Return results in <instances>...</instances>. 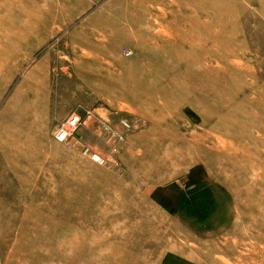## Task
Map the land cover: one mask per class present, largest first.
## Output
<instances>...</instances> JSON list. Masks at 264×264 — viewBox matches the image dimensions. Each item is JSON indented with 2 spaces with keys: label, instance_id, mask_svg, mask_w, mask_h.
<instances>
[{
  "label": "rangeland",
  "instance_id": "rangeland-1",
  "mask_svg": "<svg viewBox=\"0 0 264 264\" xmlns=\"http://www.w3.org/2000/svg\"><path fill=\"white\" fill-rule=\"evenodd\" d=\"M52 1H0V264H264V0Z\"/></svg>",
  "mask_w": 264,
  "mask_h": 264
},
{
  "label": "bare ground",
  "instance_id": "bare-ground-1",
  "mask_svg": "<svg viewBox=\"0 0 264 264\" xmlns=\"http://www.w3.org/2000/svg\"><path fill=\"white\" fill-rule=\"evenodd\" d=\"M0 1H3V0H0ZM22 2H25V3H27L26 1H30V0H21ZM4 2H6V0H4ZM4 2H1L2 4V6H3V4H4ZM7 2H8V0H7ZM6 5V4H5ZM28 5V4H27ZM7 7V6H6ZM11 9V8H10ZM1 10H2V8L0 9V12H1ZM21 15H24V16H30V17H34V16H36V12H35V9L34 8H32V10L29 12V11H23V12H21ZM19 19H21V18H19ZM1 20V19H0ZM28 21H26V22H24L22 25H20V26H14V28H12V26H10L8 29H7V31L5 32V35L3 36V37H1V38H3V40L4 39H6L7 40V38H10L11 37V35H13V34H17V32L18 31H20V32H22V33H24L25 34V37L26 36H35L34 34H33V32H32V30H33V24H28L27 23ZM27 25L28 26H30V27H28L27 28ZM1 30V29H0ZM15 49V48H14ZM12 51V50H11ZM11 51L9 52V54L6 56L5 55V53L4 54H0V90L2 89V86H1V83L3 82V81H6V80H8L9 79V77H10V70H9V72L6 74V66L8 65V63H9V59H12V58H16V56L14 55V56H10V54H11ZM24 55L26 54V53H23ZM27 55V54H26ZM176 58V57H175ZM166 59V58H165ZM5 60V61H4ZM6 74V75H5ZM7 145L5 146V148L6 149H8V151H9V147H10V145H15V143H6ZM16 151H17V149H15ZM17 154H18V152H17ZM12 156H14V155H12ZM114 220L115 219H113V220H111L110 219V222H114ZM71 251V250H70ZM115 255V254H114ZM191 263V262H190Z\"/></svg>",
  "mask_w": 264,
  "mask_h": 264
},
{
  "label": "built area",
  "instance_id": "built-area-1",
  "mask_svg": "<svg viewBox=\"0 0 264 264\" xmlns=\"http://www.w3.org/2000/svg\"><path fill=\"white\" fill-rule=\"evenodd\" d=\"M129 52L125 53V56H129ZM80 117L72 115L65 124H61L55 131L54 138L61 143L66 142L70 136L71 131L75 129L80 123Z\"/></svg>",
  "mask_w": 264,
  "mask_h": 264
},
{
  "label": "crops",
  "instance_id": "crops-1",
  "mask_svg": "<svg viewBox=\"0 0 264 264\" xmlns=\"http://www.w3.org/2000/svg\"><path fill=\"white\" fill-rule=\"evenodd\" d=\"M57 1L59 3H57ZM57 1L56 0L52 1V6L53 7L63 8V7H66L67 5H69V4H67L68 3L67 0H57Z\"/></svg>",
  "mask_w": 264,
  "mask_h": 264
}]
</instances>
